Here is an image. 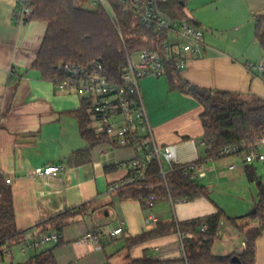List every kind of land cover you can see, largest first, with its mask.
Returning a JSON list of instances; mask_svg holds the SVG:
<instances>
[{"label": "crops", "instance_id": "1", "mask_svg": "<svg viewBox=\"0 0 264 264\" xmlns=\"http://www.w3.org/2000/svg\"><path fill=\"white\" fill-rule=\"evenodd\" d=\"M225 1L227 17L232 20L229 34L233 35L227 37L209 36L205 28L209 21H198L188 13L187 4L189 20L204 30V52L190 57L180 77L201 88L264 100V72L258 67L264 52L255 38V18L264 12V0ZM15 5L16 0H0V172L6 182L11 180L7 184L13 193L16 226L24 232L16 243L19 255L33 256L35 248L24 249L26 245L57 235V241H43L37 246L40 250L54 247L57 264H129L137 259L188 264L180 233L131 249L126 240L154 229L158 223L204 218L218 209L226 217L220 222L213 254L243 253L245 238L228 218H237L239 225L248 222L245 216L257 202L258 189L248 179L244 153L224 158L207 156L200 118L202 106L190 95L172 89L167 76L147 77L141 83L142 101L158 143L180 145V156L187 161L194 160L197 152L206 175L195 181L207 190L206 196L192 201H153L151 210L157 222L148 223L146 204L120 200L116 191H110V186L129 176L135 150L108 141L91 146L83 137L79 113L83 105L87 111L89 100L61 90L33 67L47 24L29 19L17 25ZM208 26L213 27L211 23ZM191 140L196 142V151ZM52 165L63 166L64 170L49 178L33 174L38 167ZM166 165L164 169L170 172V164ZM232 165L237 167L231 169ZM252 165L264 182V162ZM84 204L88 206L86 213L72 218L61 232L47 223ZM122 223L123 233L111 237ZM89 233L92 240L86 238ZM9 251L3 264L27 260L15 262ZM255 264H264V232L256 241Z\"/></svg>", "mask_w": 264, "mask_h": 264}, {"label": "trees", "instance_id": "2", "mask_svg": "<svg viewBox=\"0 0 264 264\" xmlns=\"http://www.w3.org/2000/svg\"><path fill=\"white\" fill-rule=\"evenodd\" d=\"M188 2L189 0H169L163 5V9L174 18L189 20L185 13ZM118 15L121 32L106 12L86 8L79 0H34V12L30 19L45 22L47 31L33 67L41 73L43 79L58 86L66 81L65 76L57 70L59 64L100 61L109 77L120 81L124 64L131 54L143 49H158L162 52L163 35L143 25L133 14L119 12ZM190 22L196 25L193 21ZM263 24L264 12L255 18V38L264 52ZM180 73L181 70L174 63L168 64L167 78L170 87L190 95L203 108L200 118L204 142L210 146L206 150L209 158L231 156H223L221 151L233 144L246 141L250 146H258L264 140L263 99L191 85L182 80ZM79 117L82 135L91 146L108 141L107 137L96 135L90 128L91 121L86 105H83ZM185 170L186 166L173 164L164 179L159 164L153 162L145 179L116 191L118 198L138 200L144 204L149 201H171L176 204L206 196V188L186 175ZM246 171L249 181L257 186V202L253 210L245 216L248 220L245 224L239 225L237 218H228L245 238L243 253L228 256L213 254L212 248L220 222L226 217L221 209L204 218L158 223L154 229L128 238L127 248L131 249L135 245L168 234L180 233L188 264H255L256 241L264 232V182L257 177L253 165L246 166ZM86 205L61 213L47 223L52 224L57 232H61L72 218L86 213ZM23 233L16 226L12 189L0 172V264L5 261L6 252L23 238ZM33 248L36 253L32 257L23 262L9 264H57L54 247L44 250L37 246ZM129 264L163 263L137 259Z\"/></svg>", "mask_w": 264, "mask_h": 264}, {"label": "built area", "instance_id": "3", "mask_svg": "<svg viewBox=\"0 0 264 264\" xmlns=\"http://www.w3.org/2000/svg\"><path fill=\"white\" fill-rule=\"evenodd\" d=\"M169 0H79V3L89 9H101L106 12L119 32L118 14H133L143 25L163 35L162 52L158 49H143L131 54L122 69L121 80L116 81L109 77L104 64L100 61L91 63H61L57 66L60 74L66 81L58 87L85 97L89 100L87 113L90 116L91 128L98 136L107 137L108 142L120 147H130L136 156L130 162L129 176L110 186L115 192L129 184L137 183L146 178V173L153 162H157L161 175L166 178L168 173L163 164L166 162L186 166L185 174L192 180L204 177L206 172L197 156L194 160H184L180 156L181 146L170 144L162 146L158 143L148 112L142 101L141 83L147 77H166L167 67L171 62L178 70L183 71L191 56H202L204 52V30L192 24L188 19H178L170 16L163 5ZM34 12V0H16L14 18L21 26L31 18ZM264 72V59L258 65ZM190 145L196 151L195 140ZM204 147L210 148L205 142ZM245 154L244 164L252 165L255 162H264V140L258 146H250L243 141L225 147L221 155ZM237 165H232L235 169ZM64 170L63 166H41L33 174L40 178H49L58 175ZM7 183H11L7 179ZM154 202L149 201L146 206L149 211L148 223H156L157 216L152 212ZM122 223L111 232V237L123 233ZM206 226H204L205 228ZM87 239L92 240L89 233ZM58 236L45 237L41 242L55 240ZM41 242L28 244L24 247L38 246ZM10 251L6 252L8 256Z\"/></svg>", "mask_w": 264, "mask_h": 264}, {"label": "rangeland", "instance_id": "4", "mask_svg": "<svg viewBox=\"0 0 264 264\" xmlns=\"http://www.w3.org/2000/svg\"><path fill=\"white\" fill-rule=\"evenodd\" d=\"M227 2L228 1L225 0H195V1L189 0L187 6L188 13L195 15L198 21H200V19H205L206 21H209V24L211 23L213 25L212 27V26H208L209 24L208 25L205 24V28L207 30L206 33H208L209 36L215 35V36L227 37L228 35H232V33L229 34V32H231L230 29L232 28L230 26L232 20L228 19L229 17H227V14L229 13L225 11V6ZM164 166L165 168H167L166 163H164ZM258 168L261 170L260 165L258 166ZM11 250L13 252L15 262L18 260H25L32 257V253H29V257L27 258H24L23 256L19 255L18 245L13 246Z\"/></svg>", "mask_w": 264, "mask_h": 264}, {"label": "water", "instance_id": "5", "mask_svg": "<svg viewBox=\"0 0 264 264\" xmlns=\"http://www.w3.org/2000/svg\"><path fill=\"white\" fill-rule=\"evenodd\" d=\"M235 260H236V258H235Z\"/></svg>", "mask_w": 264, "mask_h": 264}]
</instances>
